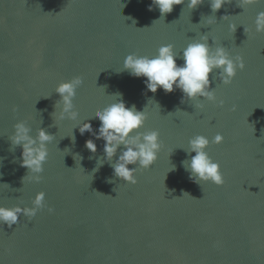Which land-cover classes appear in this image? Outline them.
<instances>
[{"label": "water", "instance_id": "obj_1", "mask_svg": "<svg viewBox=\"0 0 264 264\" xmlns=\"http://www.w3.org/2000/svg\"><path fill=\"white\" fill-rule=\"evenodd\" d=\"M238 3L213 13L209 0L193 9L185 0L161 17L148 9L151 0H0V206H31L43 191L53 208L0 225V264H264V32L254 25L264 0L243 9ZM209 16L216 22L206 24ZM200 35L245 65L227 85L219 69L209 74L216 101L181 103L179 89L152 93L146 78L122 70L129 53L151 57L169 43L182 65L183 48ZM75 75L82 77L73 98L77 120L55 125V87ZM116 92L126 106L145 109L138 131L156 130L162 142L153 165L137 169L135 184L114 177L107 161L93 172L104 141L76 127L88 119L95 131V113ZM18 120L32 135L40 127L54 136L39 182H23L21 148L9 140ZM217 132L223 141L205 150L224 184L194 183L181 163L195 155L185 151L188 140L199 134L211 141Z\"/></svg>", "mask_w": 264, "mask_h": 264}, {"label": "clouds", "instance_id": "obj_2", "mask_svg": "<svg viewBox=\"0 0 264 264\" xmlns=\"http://www.w3.org/2000/svg\"><path fill=\"white\" fill-rule=\"evenodd\" d=\"M203 2L204 0H187V7L193 9ZM228 2L230 0H209V6L214 13ZM256 2L257 0H239L238 6L243 9ZM184 3L185 0H151L148 9L151 11L155 6L159 9L160 16L164 17L165 14L172 12L174 5ZM222 19L227 20L228 16H223ZM204 22L213 24L216 20L214 16H209L204 18ZM254 25L255 32H264V11L257 13ZM228 27L232 33L235 32V24L229 23ZM249 31L244 27L246 34ZM178 58L180 57L175 53L172 44H162L158 47L157 54L151 57L129 53L124 57L122 70H127L133 77L146 78L143 83L146 90L152 93H155L158 88L165 93L179 89L183 94L181 97V103H183L185 99L198 101L200 97L207 101H216L214 88L209 87V74L214 69H219L218 78L221 83L227 85L232 82L237 70H243L245 67L241 55L232 56L224 46L219 44L215 47L210 46L207 35H200L199 39H193L187 43L182 52V65L177 64ZM81 84L82 77L75 75L56 85L55 92L59 94V99L54 102V110L51 113L55 125L56 121L77 120L78 113L74 109L73 98L76 95L77 87ZM112 96L117 98L115 102L107 104L94 115V118L100 122L95 131L88 119L79 122L76 127L81 135L87 131L95 139L104 141L103 157L97 158V167L93 169V172L98 171L99 167L107 161L113 170L114 177L135 184L137 169H148L153 165L157 160L162 142L156 130L138 131L147 119L145 109L137 110L134 104L126 106L122 98L123 94L120 92H116ZM218 103L222 106L224 101L219 100ZM157 106L159 107L158 104ZM203 107L202 103L195 104V108L202 109ZM234 108L235 106H233V110ZM12 110L15 111V107ZM71 136L74 141L75 137ZM53 139L54 136L51 133L40 127L35 130V135H32L30 127L23 120H18L13 124L9 140L13 149L16 146L21 148L20 164L28 170L23 177V182L25 179L33 182L41 180L39 174L43 172V164L48 158L47 144ZM223 139V135L217 132L211 141L206 136L199 134L188 140V147L185 151L188 154L195 153V155L181 163L185 171L189 173L191 181L194 183L210 181L217 186L224 184L219 164L213 161L205 150L210 143L219 144ZM84 144L91 153L97 152V145L93 139L85 140ZM121 146L123 147L121 148ZM118 149H120L119 155L115 162H112ZM75 156L79 157V161L82 159L79 154H75ZM129 165H135V167L130 168ZM174 167L172 166L173 169ZM108 182H111V179ZM186 194L190 196L188 193ZM44 197L43 191H37L31 199V206L21 207L18 204L11 207L0 206V225L7 224L8 227H11L18 223V217L21 214L31 219L38 210L45 207L48 212H53V208L46 206Z\"/></svg>", "mask_w": 264, "mask_h": 264}]
</instances>
